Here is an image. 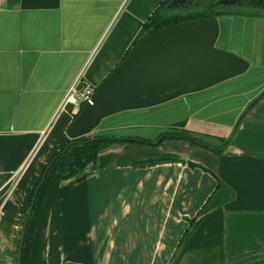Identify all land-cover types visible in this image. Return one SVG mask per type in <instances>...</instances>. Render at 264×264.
<instances>
[{
	"label": "crops",
	"instance_id": "0c3cea01",
	"mask_svg": "<svg viewBox=\"0 0 264 264\" xmlns=\"http://www.w3.org/2000/svg\"><path fill=\"white\" fill-rule=\"evenodd\" d=\"M161 1L0 0V264H19L26 199L70 138V83L81 74L96 86ZM219 30L246 72L107 115L89 132L231 138L219 151L172 137L105 146L56 182L25 264H264V94L247 108L264 88V15H221Z\"/></svg>",
	"mask_w": 264,
	"mask_h": 264
},
{
	"label": "water",
	"instance_id": "95a60500",
	"mask_svg": "<svg viewBox=\"0 0 264 264\" xmlns=\"http://www.w3.org/2000/svg\"><path fill=\"white\" fill-rule=\"evenodd\" d=\"M220 18L183 20L138 38L95 86L92 102L76 111L68 136L88 134L107 115L166 102L246 72L245 56L217 44Z\"/></svg>",
	"mask_w": 264,
	"mask_h": 264
},
{
	"label": "trees",
	"instance_id": "16d2710c",
	"mask_svg": "<svg viewBox=\"0 0 264 264\" xmlns=\"http://www.w3.org/2000/svg\"><path fill=\"white\" fill-rule=\"evenodd\" d=\"M218 0H185L183 2L176 0H162L155 7L148 18L143 22L144 32L149 33L151 30L167 26L168 24L183 22V20L196 19L201 16H221L232 14H252L264 15L256 9L243 10L236 5H223ZM145 33V34H146ZM127 53V52H126ZM125 53V54H126ZM124 56V55H123ZM264 94V88L257 97L248 103L247 108L253 104L260 96ZM75 115V113H74ZM73 115V116H74ZM184 138L191 143L199 146L219 151L223 144L231 138L227 137L220 145H215L205 141L204 139L194 136L192 133L179 132L176 130L164 131L158 134L154 139L132 136V135H113V134H83L76 137H71L61 147L56 149L49 160L43 166L39 177L34 183L27 201L24 204V225L22 230V240L20 251L18 253L19 264H25L31 254V248L35 238V230L41 218V213L44 207L45 199L55 187L56 182L60 179L72 177L84 169L88 163L95 162L99 151L105 146L121 141H140L151 145L158 144L165 138ZM191 164H194L190 162ZM195 218L189 219V224L185 228L180 237V242L189 237L193 230L192 227L197 223Z\"/></svg>",
	"mask_w": 264,
	"mask_h": 264
},
{
	"label": "built area",
	"instance_id": "2783aa9c",
	"mask_svg": "<svg viewBox=\"0 0 264 264\" xmlns=\"http://www.w3.org/2000/svg\"><path fill=\"white\" fill-rule=\"evenodd\" d=\"M95 90V85L85 82L82 79L81 74L76 76L74 80L70 83L69 88L63 96V103H71L77 107V110L82 106L84 102H92L91 95ZM76 110V111H77Z\"/></svg>",
	"mask_w": 264,
	"mask_h": 264
},
{
	"label": "rangeland",
	"instance_id": "374dc122",
	"mask_svg": "<svg viewBox=\"0 0 264 264\" xmlns=\"http://www.w3.org/2000/svg\"><path fill=\"white\" fill-rule=\"evenodd\" d=\"M239 7V6H238ZM240 8H246V9H243V10H252V9H256V10H258L260 13H264V7H253V6H249V7H240ZM177 131V130H176ZM164 132V131H163ZM179 132H187V133H191V132H189V131H179ZM89 134H90V132H89ZM160 134V133H159ZM193 134V133H192ZM194 136H196V137H198L197 135H195V134H193ZM142 137H144V136H142ZM155 138V137H154ZM154 138H152V139H154ZM198 138H200V137H198ZM179 139H182V140H184V141H188L189 143H191L188 139H184V138H179ZM202 139V138H201ZM205 141H207V142H209V143H212V142H210L209 140H207V139H205V138H203ZM163 141V140H162ZM137 144H142L141 142H136ZM144 144V143H143ZM191 144H195V143H191ZM213 144V143H212ZM155 145V144H154ZM153 145V146H154ZM216 145V144H215ZM139 146V145H138ZM142 146H144V145H142ZM147 148H148V146H146ZM149 149V148H148ZM157 149V147H152L151 148V151L152 152H154V150H156ZM121 192H119L118 193V195L115 197V198H117V201L119 202L121 199L119 198V194H120ZM115 198L113 197V196H111L110 198H108L110 201H113V200H115ZM157 206H159V205H157ZM157 206H155V208H153V209H156V210H158V212H159V208H157ZM144 207V209H146V210H144V211H147V208H151L150 206H143ZM95 208V207H94ZM96 210L97 209H92V214H95L96 213ZM114 211V214H116V209L115 210H113ZM163 211V210H162ZM117 215V214H116ZM106 243H108V241L106 242Z\"/></svg>",
	"mask_w": 264,
	"mask_h": 264
},
{
	"label": "flooded vegetation",
	"instance_id": "af4514ba",
	"mask_svg": "<svg viewBox=\"0 0 264 264\" xmlns=\"http://www.w3.org/2000/svg\"><path fill=\"white\" fill-rule=\"evenodd\" d=\"M183 2L185 0H176ZM223 5H236L239 7H264V0H227L225 2L223 1H217Z\"/></svg>",
	"mask_w": 264,
	"mask_h": 264
}]
</instances>
